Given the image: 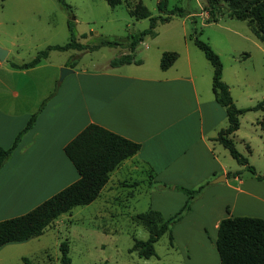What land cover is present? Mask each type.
<instances>
[{
  "label": "crops",
  "instance_id": "crops-1",
  "mask_svg": "<svg viewBox=\"0 0 264 264\" xmlns=\"http://www.w3.org/2000/svg\"><path fill=\"white\" fill-rule=\"evenodd\" d=\"M158 35L156 31L152 37ZM162 54L155 67L144 61L112 66V59L91 67H78L79 62L73 66L67 60L51 64L46 62L48 55L18 72L37 75L34 88L21 83L1 88L0 147H11L30 118L36 113L37 117L0 169V221L27 213L80 178L65 146L91 123L141 144L135 155L111 172L99 197L117 186L130 184L138 190L147 183L155 193L149 209L168 218L187 199L182 187L196 189L209 182L189 213L172 227L174 238L201 239L200 246L187 244L193 256L190 263L199 262L198 254L206 250L210 228L218 234L223 218L244 216L236 213L241 198L264 203L260 186L233 175L239 170H227L215 151L219 142L214 138L228 120L225 108L208 87L210 72L195 71L188 51L179 52L178 59L164 70ZM63 66L74 71L61 81L58 72ZM133 163L149 169L147 181L131 180ZM220 174L226 180L215 182ZM230 175L248 188L230 183ZM254 216L264 219V209Z\"/></svg>",
  "mask_w": 264,
  "mask_h": 264
},
{
  "label": "rangeland",
  "instance_id": "rangeland-1",
  "mask_svg": "<svg viewBox=\"0 0 264 264\" xmlns=\"http://www.w3.org/2000/svg\"><path fill=\"white\" fill-rule=\"evenodd\" d=\"M159 1L121 0L112 6L107 0H66L74 15L71 31L69 9L59 0H0V48L7 51L4 60H0V90L11 89L19 83L34 88L33 82L38 76L18 73L22 69L17 65L31 61L49 45H63L74 37L84 45L82 49L52 50L46 62L56 64L67 60L74 65L79 62L78 67L105 65L129 53L131 42L136 39L139 43L134 56L149 67H155L164 51H188L195 71L210 72L208 87L213 94V66L194 44V38L199 37L220 55L223 80L229 84L238 107H251L264 99V42L251 31L248 20L232 17L226 0H220L215 9L218 21H208V0H165L163 11L159 9ZM142 5L147 6L153 16H166L168 10L182 11L183 15L175 13L170 21L157 22L153 31L159 35L153 38L152 33L143 35L150 27V19H137L129 13L131 8ZM105 42L109 44L103 45ZM39 72L44 74L43 70ZM58 74L60 80L61 68ZM262 118L263 111L245 112L240 116L239 130L233 134L237 148L262 178L239 164L222 144L216 143L215 151L227 170H239L246 184L260 186L264 197V128L258 122ZM130 168L131 180H148L149 169L144 165L133 163ZM229 182L248 188L235 181L232 175ZM132 191L134 196L130 194ZM154 194L147 183L138 190L130 184L117 186L92 203L63 213L42 235L0 247V264H28L25 258L30 264H61L63 240L69 241L71 264H217V232L213 228L209 231L206 250L198 254L199 262L188 261L193 256L187 244L200 246L201 239L171 240L168 233L155 243L157 256L145 258L131 251L135 239L146 240L150 236L136 214L151 207ZM237 206V215L244 216L258 215L264 209L263 202L244 198ZM109 212L115 215H108Z\"/></svg>",
  "mask_w": 264,
  "mask_h": 264
},
{
  "label": "trees",
  "instance_id": "trees-1",
  "mask_svg": "<svg viewBox=\"0 0 264 264\" xmlns=\"http://www.w3.org/2000/svg\"><path fill=\"white\" fill-rule=\"evenodd\" d=\"M59 1L69 9L71 19L68 21V25L70 30L73 31L72 18L74 15L71 5L66 0ZM226 1L232 17L248 20L251 31L260 41L264 42V0ZM107 2L115 6L121 3V0H107ZM208 4V21H218L219 17L215 9L220 4V0H208ZM158 6L163 11L166 7L165 0H160ZM129 13L137 19H150V27L143 32V35L148 33L154 35L155 32L153 30L157 22H168L175 13L179 16L183 15L182 11L168 10L166 16H153L149 8L144 5L139 8H131ZM138 43L139 41L133 39L130 47L131 52L113 58L110 64L112 66H120L133 62L141 63L140 60L135 59L133 54ZM108 44L109 42H105L103 45ZM194 44L205 53L206 58L213 66L212 89L216 101L225 108L227 114L228 125L219 130L214 140L227 148L231 156L239 164L244 165L257 178H262V176L257 174L255 167L249 163L248 158L237 148L233 140V134L240 128V116L242 114L251 110L264 112V99L251 107H238L231 94L229 84L223 80V62L220 55L208 42L199 37L194 38ZM83 47V44L72 37L71 41L66 44L47 46L31 61L17 66L19 68L33 67L40 63L42 59L48 57L52 50L82 49ZM178 57L179 53L177 51L163 52L160 59V67L164 70L169 68ZM57 88L58 85L51 95L56 93ZM44 104L45 102L40 109H42ZM36 117L37 113L30 118L25 128L17 135L11 147H0V169L10 158L22 135L33 126ZM258 122L264 128V118ZM140 148V143L103 126L95 123L87 125L65 146V152L78 170L80 178L27 213L1 220L0 247L10 242H20L38 237L51 227L63 213L70 212L76 206L93 202L99 197L101 190L109 180L111 172L125 159L135 155ZM239 174L240 171L233 173L235 176ZM208 185L209 182L200 185L196 189L182 187L181 189L187 194V199L184 205L168 218L163 217L160 211L153 209L136 214V219L148 228L150 236L146 240L135 239L131 251H136L140 257L145 258L157 256L155 243L165 233L169 234L171 240L174 239L172 227L189 213L192 203L203 193ZM216 246L220 257L219 264H264V219L256 216H228L223 218L219 223ZM60 251L61 264H71L68 240L61 242ZM24 260L30 264L27 258Z\"/></svg>",
  "mask_w": 264,
  "mask_h": 264
},
{
  "label": "water",
  "instance_id": "water-1",
  "mask_svg": "<svg viewBox=\"0 0 264 264\" xmlns=\"http://www.w3.org/2000/svg\"><path fill=\"white\" fill-rule=\"evenodd\" d=\"M6 53H7L6 50L0 48V60H4ZM73 71L74 70L70 67H67V66L61 67L60 80L62 81L67 74H69ZM225 180H226V176L224 174H222L221 176L217 177L214 181L220 182V181H225Z\"/></svg>",
  "mask_w": 264,
  "mask_h": 264
}]
</instances>
